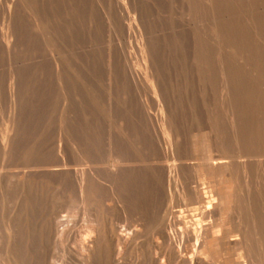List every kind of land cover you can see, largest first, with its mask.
Segmentation results:
<instances>
[{"label": "bare ground", "instance_id": "obj_1", "mask_svg": "<svg viewBox=\"0 0 264 264\" xmlns=\"http://www.w3.org/2000/svg\"><path fill=\"white\" fill-rule=\"evenodd\" d=\"M115 2L120 7L119 0ZM246 4L247 59L249 60L248 63L245 62L248 66H246L247 78H243L246 80L243 86L245 85L247 93L241 97L233 95L237 88L238 91L241 89V84L232 83L221 77L222 94L216 91L221 95L220 103L218 102L220 105L216 104L217 107L213 109L198 95L196 99H191L192 95L201 91L196 92L193 87L194 92L185 89L187 82L184 86L182 85L183 87L178 86L179 91L169 82L158 81L156 83L157 79H155L156 82L153 84L152 81L155 80L151 76L153 79L151 81L148 74L147 60L149 57L146 60L144 54L146 42L143 43L141 35L139 42L144 68L140 70L144 69L143 75L149 82L154 95L151 101L145 99V96L141 97V91L138 92L139 85H136L137 82L130 72H128L130 75L128 83L119 82V77L116 75L117 70L114 73L111 70V67L114 69L113 61L107 49L102 135L97 138L96 132L91 131L93 129L86 130L84 134L76 130V133L74 132L76 143L70 149L77 159L76 162L78 161L81 165L84 159L89 160L97 155L102 156L103 158L100 157L104 160L102 177L99 180L96 172L88 168V165L87 168L63 169L62 167L67 165V158L66 150L61 144L55 147L56 165L45 164L47 169L43 171V174L49 179L59 177L62 188L65 191L69 189L82 208H85L87 204L90 209L91 203L95 204L96 199L100 198V192L108 193L109 202L120 201L123 205H121L122 209L118 208L119 210L116 211H121L123 215L129 209L125 208L129 206V203L135 202L136 206L137 202L146 199L148 207L140 211L136 208L134 211L130 207L134 212L133 217L130 216L131 214L129 216L133 219L128 222L125 217L128 215L123 216L128 223L119 231L115 225L111 228L106 227L109 223V213L101 218L96 210H84L88 225L78 230L66 219L59 221L60 218H58L55 221L49 218L46 210H31L24 217V264H49L48 249L53 241L61 242L67 253L66 257L75 261L76 264H127L125 256L130 252H139L138 255L141 256L140 258L136 256L138 259L134 264H264V0H246ZM165 5L161 6L164 8ZM38 7L39 9L42 7V10L43 8L49 10L53 6L47 9L40 5ZM88 11L90 13V10ZM106 19L108 20V18L104 20ZM92 21L95 22V18ZM97 22L99 24V21ZM115 24H118L117 21ZM109 25L112 27L113 24ZM113 26L114 29L117 28ZM92 28L94 29L95 26ZM117 30L114 31L117 32ZM113 34L115 35V32ZM153 43L146 45L150 55L148 63L151 62L152 70L160 74L163 67L161 69L157 65L156 58H158L157 55L162 54L159 50L157 51V44ZM191 44H193L192 41ZM214 45L215 43L211 44V47ZM218 50L216 49V52L213 48L211 52L218 53ZM120 52L123 53L122 55L126 54L121 50ZM218 54H215L217 58ZM125 57H123L124 60ZM169 57L171 58V54ZM226 58L229 60V56ZM128 60L130 61L127 58ZM57 66L55 63L56 69ZM194 68L191 67L192 71ZM171 71L172 69H168V72ZM202 78H204L203 75ZM191 82L193 84L194 80ZM144 84L143 86H147ZM206 84L209 83L206 82ZM154 85L157 86V90ZM118 87L121 97L116 100L114 98L117 95L114 96L111 92ZM128 88L132 93L130 91L127 93ZM133 91L137 95L136 99L130 97L134 94ZM150 109L155 111L151 113ZM5 134L0 135L2 136L0 148L4 153L12 144L11 139L8 138L10 133ZM152 138L155 139L154 143L151 142ZM199 150L205 151H203V159L201 155L198 156ZM195 155L202 159L201 164L185 162ZM194 165L198 169H194ZM51 166L61 168H49ZM202 177L206 182L201 183L200 178ZM126 192L130 198L125 195ZM143 201H140V204L142 202L143 205L146 202ZM176 206L180 208L174 211L173 208ZM107 207L110 208L111 203L107 204ZM140 221L144 222L147 227L155 226L154 232L159 234V238L163 241L153 243L155 251L152 250L155 256L150 254L149 249H145L146 243H143L147 238L143 242L139 241L141 236L145 237L138 228ZM145 225H140L142 226L140 228L142 229ZM157 255L162 258L161 263L158 262Z\"/></svg>", "mask_w": 264, "mask_h": 264}, {"label": "rangeland", "instance_id": "obj_2", "mask_svg": "<svg viewBox=\"0 0 264 264\" xmlns=\"http://www.w3.org/2000/svg\"><path fill=\"white\" fill-rule=\"evenodd\" d=\"M99 1H101L100 4ZM108 1L0 0V135L10 133L8 138L12 141L5 153L0 148V229L2 226V230H0V264H24V217L31 210H46L49 218H53L55 221L58 218H60L59 221L66 219L78 230H82L86 227L85 225H88L84 210H96L101 218L109 213V223L106 227L111 228L115 225L119 231L133 219L134 211L148 207L146 199H144L146 202L140 200L145 202L143 203L145 206L142 205V202L141 204L140 201L137 202L136 206L142 205V207H136L135 202L129 203V206L125 208H129L130 212L124 208L129 214L126 211V214L123 215L121 211H116L119 210L118 208L122 209V203L118 200H115L118 203L109 202L107 200L108 193L100 192V198L96 199L95 204L91 203L90 209L87 204H85V208H82L76 201L75 195L69 189L65 191L62 188L59 177L49 179L43 174V171L47 169L45 164L56 165L55 147L57 144H61L66 150L67 158V165L62 167L63 169L87 168L88 165V168L96 172L99 180L102 177V168L104 167L102 156L97 155L94 159H84L83 165H81L78 161L76 162L77 159L70 149L76 143L74 137L76 130L84 134L87 132L86 130L93 129L91 131L96 132L97 138L102 135L107 49H109V56L113 61L114 69L111 67V70L113 73L117 70L116 75L119 77V82L128 83L130 80L128 72H130L137 82L136 85H139L138 92L141 91L139 94L142 98L145 96L144 98L149 101L154 99V95L149 82L143 75L144 69H141L143 71L140 73V68H144L143 54L140 51V35L143 43H147H145L144 53L146 60L148 57L150 58L148 48H146L149 43L157 44V51L159 50L162 54L160 56L158 52L159 55L156 58L157 65L161 69L163 67L160 74L152 70L151 62L148 63L149 58L147 60L149 78L151 79L152 76L154 80L157 79V82L151 79L153 84L158 81L169 82L179 91L180 87L178 86L183 87L187 82L185 89L194 92L193 87L196 92L201 91L195 92L196 94L192 95L191 99L194 100L200 96L205 100V104L212 106V109L217 107L218 102L220 103L221 77L232 83L239 82L238 85L241 84V89L239 87L238 91L237 88L233 95L241 97L247 93L245 85L243 86V82L246 81L243 78H247L246 66H248L249 60L247 59L246 0H202L203 2L200 0H119L120 7L115 0ZM199 3L202 4L199 5ZM38 5L46 7V9L49 6L54 8L50 7L51 10L43 8L42 10L41 7V11ZM55 5L59 7L57 8ZM161 5H165L164 8ZM114 8L116 9L114 10ZM122 8L128 10H123V12ZM104 10L105 12H103ZM47 11L50 12L46 13ZM94 18L95 22L99 21V24L92 21ZM105 18L108 20H104ZM116 21L118 24H115ZM107 22L115 25V28L118 29L117 32L114 31L116 30L113 28L114 26L111 27ZM94 26L95 30L92 28ZM196 30L198 31L196 32ZM111 31H114L115 35ZM118 32L119 35H117ZM193 35L195 39H193ZM213 43L216 46L211 47ZM215 47L217 50L219 49V54L216 53ZM213 48L216 52H211ZM120 50L126 54L122 55ZM215 54L220 57L217 58ZM175 55L178 58L174 57ZM224 55L229 56V60ZM121 56H126V59L124 60ZM159 57L162 59L160 60ZM127 58L130 59L129 62ZM175 58H177L176 61ZM230 58L234 59L233 62ZM246 61L247 63H245ZM55 63L58 65L57 69ZM175 66L177 68L173 69L172 67ZM191 67L194 68L193 71ZM168 69H172L173 73L172 71L168 72ZM241 71L246 75H242ZM119 73L121 74L119 75ZM137 75L145 80L143 81ZM192 80H194L193 84ZM182 81H184L183 84H181ZM143 84L147 86H143ZM156 85L154 86L157 90ZM204 85L207 86L206 89ZM127 90L129 93V88ZM217 90L220 93H216ZM119 91L118 87L111 92L114 96L117 95L114 98L116 100L121 97ZM130 93L132 92L130 91ZM133 95L136 94H131L130 97L136 99L137 95ZM151 111L155 110L150 109ZM154 140L152 138L151 142L154 143ZM203 151L199 150L200 153L197 154L201 155V158H204L205 151ZM197 155L190 158L188 156L189 159L185 162L201 164L203 158H198ZM195 165L194 169H198ZM49 168L61 167L51 166ZM202 178H200L201 183L206 182ZM125 195L130 198L127 192ZM129 200L131 202V199ZM109 203H111L110 208L107 207ZM179 208L176 206L173 209L177 211ZM139 223L145 225L142 221ZM140 225L138 224V228L145 237L141 236L139 241L143 242L147 238L143 243H146V247L143 246L150 250L152 256H155L153 243L163 241L159 238L160 235L154 232L155 226L147 227L145 225L141 229ZM106 227L104 228L107 229ZM63 247L61 242L53 241L50 244L48 249L49 264H76L75 261L66 257L67 253ZM138 253H128L125 256L127 264L128 261H130L129 264H134L137 257H141ZM157 258L161 263L162 258L160 256Z\"/></svg>", "mask_w": 264, "mask_h": 264}]
</instances>
